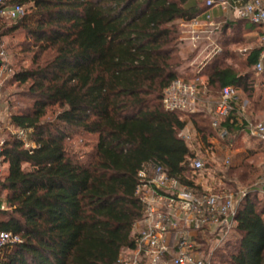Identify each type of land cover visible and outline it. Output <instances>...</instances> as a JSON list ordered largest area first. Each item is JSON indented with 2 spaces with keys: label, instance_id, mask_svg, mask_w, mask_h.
I'll return each mask as SVG.
<instances>
[{
  "label": "trees",
  "instance_id": "obj_1",
  "mask_svg": "<svg viewBox=\"0 0 264 264\" xmlns=\"http://www.w3.org/2000/svg\"><path fill=\"white\" fill-rule=\"evenodd\" d=\"M10 1L24 5L25 13L1 35L21 29L31 41L27 49L35 48L31 66L12 75L27 86L31 108L12 114L10 122L31 128L37 146L30 151L7 132V172L0 177L7 209H0V231L18 234L21 242L0 249V264H116L142 214L134 195L141 165L158 163L187 181L190 147L179 137L186 119L166 111L161 97L183 77L179 20L190 21L207 7L204 0L190 7L189 0ZM246 26L259 27L237 18L222 31ZM260 50L249 52L244 68H253ZM200 75L207 97L232 84L247 104L264 109V101L253 98V73L214 57ZM50 106L60 110L41 123ZM211 118L206 112L189 116L204 139L214 135ZM221 125L230 126L228 120ZM77 131L97 137L88 158L67 150L66 139ZM256 144L251 153H264ZM254 167L245 157L221 174L220 187L251 186L260 176L245 183ZM216 258L221 264H264V196L251 192L241 201L236 226Z\"/></svg>",
  "mask_w": 264,
  "mask_h": 264
},
{
  "label": "built area",
  "instance_id": "obj_2",
  "mask_svg": "<svg viewBox=\"0 0 264 264\" xmlns=\"http://www.w3.org/2000/svg\"><path fill=\"white\" fill-rule=\"evenodd\" d=\"M204 3L207 8H220L226 18L233 16L255 23L264 33V0H204ZM24 13V5L0 0V35L3 26L16 22ZM195 24L193 18L186 25L188 29L183 31L186 35L179 37L190 41L193 47L201 38L211 41L210 36L221 23L208 16L202 28ZM202 33L206 35L202 37ZM253 71L256 76H264V47ZM9 72L5 52L0 49V87ZM207 91V83L200 75L191 80L175 78L163 89L162 107L166 111L178 112L182 119H186L179 137L190 147V154L184 159L188 167L187 181L169 174L158 163L148 161L141 165L136 175L134 195L141 202L142 214L132 224L131 244L120 249L116 264H214L216 251L224 247L236 226L241 201L251 192L264 196V173L251 186L235 190L220 187L223 184L221 174H216L218 187L210 189L202 183L210 153L219 155L224 167L232 166L238 154L232 137L245 134L249 138L264 140V118L246 115V101L241 99L232 84L224 85L212 100L210 126L214 135L204 139L193 125L189 127L190 115L206 112ZM225 120L230 126L221 125ZM3 130L15 136L30 151L37 146L30 139L31 128H14L0 122V177L6 165L2 155ZM197 142L200 144L198 148ZM0 209H7L3 197H0ZM19 242L18 234L0 231V249Z\"/></svg>",
  "mask_w": 264,
  "mask_h": 264
},
{
  "label": "rangeland",
  "instance_id": "obj_3",
  "mask_svg": "<svg viewBox=\"0 0 264 264\" xmlns=\"http://www.w3.org/2000/svg\"><path fill=\"white\" fill-rule=\"evenodd\" d=\"M233 20L234 19H231L230 17L226 18L221 14L216 19V21H220L221 24L218 28L214 29V33L210 36L211 41L206 37L201 38L197 42L196 47L191 46L190 41L187 39H183V41H181L178 50V53L182 58V66L179 68L180 74L183 76L181 78L191 80L194 77L200 75V72H196L200 70L199 68L201 65H206L208 62L213 60L211 59L210 61L206 62L209 56L212 55V57L214 56L215 58H218V60H225L228 64L233 65L235 69L241 71L243 70L245 73H253L256 81V75L253 71V68H244V65L241 63V61H244L246 57V50H249L251 48L250 46H252L249 44L250 42L247 44L243 37L244 35H241L239 31L237 32L230 28L225 33L222 31L224 24L227 21ZM216 31L217 33H215ZM181 35L182 32L180 33V36ZM233 37L240 39V42H232ZM227 39H230L229 42H227ZM30 42L31 41L28 37V34H26V32L21 29L0 35V49H3L5 52L6 67L10 68L8 80L0 87V122L5 125L11 124L10 117L12 114L31 108L32 100L27 91V86L13 81L12 77L13 73L17 72L18 70L31 66L35 48L33 49V46L29 44L30 50L27 49L28 43ZM211 42L214 44L212 45ZM214 51L216 53H214ZM226 52L232 56L231 59L226 57ZM202 78L205 79V77ZM258 80L261 81H259L258 84L256 83V86H254L253 98L255 101L263 102L264 76H261L258 78ZM244 98L247 97L244 96ZM205 99L207 102L206 113H211L213 107V97L205 96ZM247 105L248 108L246 115L248 117L259 118L264 116V109H262L261 106L260 108H257L259 105L253 106L249 103ZM59 110L60 109L58 106H50L46 108V115L42 119L41 123L52 121ZM7 132V130H3L2 133L5 139L7 138ZM250 139L251 138L244 134L241 135L239 140H236L234 144L237 148V151L243 152L242 155L247 154L245 157H248V161L255 166L252 170V173L250 174V177L245 181V183L250 182L251 180L254 181L259 175L264 173V153L255 151L254 153H251L252 150H255L254 148H257V142L261 143V145L264 147V140L262 141L252 138L251 140L253 141H251ZM96 141V135L84 134L77 131L72 132L71 136L66 139L65 143L68 151L80 156L83 159L88 158V155L95 147ZM198 145L200 144L197 142V148ZM219 159H221L219 155L216 156L215 154L210 153L206 160V166L208 167V170L206 171L205 177L202 178V183L204 186L210 189L219 186V178L216 174H222L228 170V167H224L221 163V160ZM6 172L7 165L4 167L3 175H5ZM238 185L241 186L240 183H238ZM214 264H221L219 258L214 259Z\"/></svg>",
  "mask_w": 264,
  "mask_h": 264
},
{
  "label": "crops",
  "instance_id": "obj_4",
  "mask_svg": "<svg viewBox=\"0 0 264 264\" xmlns=\"http://www.w3.org/2000/svg\"><path fill=\"white\" fill-rule=\"evenodd\" d=\"M196 3H197V0H189L187 2V6L190 7V6L195 5ZM221 14L225 16V14H223V12H222V10L220 8H217V7L207 8L205 11H203L201 14H199L197 17L194 18L195 21H196L195 26L198 27V28H202V26L206 22L208 16H210V18H213L216 21V19ZM229 17H227V18H229ZM230 18L231 19H237L236 17H233V16L230 17ZM179 23H180V26H181L182 35L185 36L186 34L183 33V31H185L186 29H188V26H186V25L189 23V21L183 22V21L179 20ZM227 30H229V29H227ZM215 33H217V31ZM239 33H241V35H244L243 37L246 40V43L247 44H248V42H250L249 44L252 45V46H250L251 48L249 50H246V56L249 54V52L251 50H253L255 48L262 49L264 47V33L262 32V30L259 27H256V26L241 27L240 30H239ZM204 35H205V33H202L201 34L202 37ZM214 38H215V35H214ZM180 40L183 41V39H180ZM214 53H216V52L214 51ZM213 57H212V55H210L209 58L206 60V62L207 61H210L211 59H213ZM204 66H205V64L201 65V67L199 69L202 70V68ZM202 77H204V76H200L201 80H204L206 82V79H204ZM260 77L261 76H256L255 86H256V83L258 84L259 81H261V80H258V78H260ZM257 80H258V82H257ZM241 98L246 101V105H247V100L245 98H243V97H241ZM257 108H260V105ZM259 118H264V116L263 117H259ZM188 124H189V127H190V125H193L192 122L191 123H188ZM242 153L243 152H238V154L235 156V158L233 160V163H232V167H238L239 165H241L243 159L247 155V154L246 155L245 154L242 155ZM237 160H240V161H237Z\"/></svg>",
  "mask_w": 264,
  "mask_h": 264
}]
</instances>
